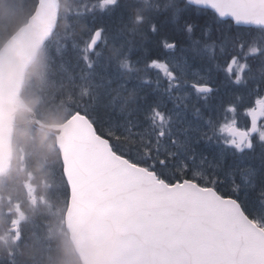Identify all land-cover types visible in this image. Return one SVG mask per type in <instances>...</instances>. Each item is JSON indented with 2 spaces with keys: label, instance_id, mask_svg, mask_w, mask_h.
Returning a JSON list of instances; mask_svg holds the SVG:
<instances>
[{
  "label": "snow or ice",
  "instance_id": "snow-or-ice-1",
  "mask_svg": "<svg viewBox=\"0 0 264 264\" xmlns=\"http://www.w3.org/2000/svg\"><path fill=\"white\" fill-rule=\"evenodd\" d=\"M139 3L88 0L49 41L66 214L100 237L126 218L112 264H264V45L240 31L264 0H164L130 29Z\"/></svg>",
  "mask_w": 264,
  "mask_h": 264
},
{
  "label": "rangeland",
  "instance_id": "rangeland-1",
  "mask_svg": "<svg viewBox=\"0 0 264 264\" xmlns=\"http://www.w3.org/2000/svg\"><path fill=\"white\" fill-rule=\"evenodd\" d=\"M15 1L17 0H6L4 7H1L3 1L0 0V23L4 21L0 33H8V36L5 37L8 39L16 30L11 27L13 20L23 15L24 9H30V13H28L30 17L34 10L33 0H22L19 3ZM159 1L161 4L164 3V0H148V3L145 4L144 0H140L137 5L139 12L137 13L135 9L132 12L133 21L137 15L143 16L146 9ZM66 15L72 16V12L69 10ZM77 25L81 27L82 31L85 30L82 22L79 21ZM144 26V23L131 22L128 24L130 29L136 30H140ZM251 32L253 35L250 39L256 40L251 41V46H255L257 43L264 45V41H258L264 38V33ZM57 40L53 39L52 42ZM3 45L0 46V50ZM51 64L52 59L41 64L45 70L32 73L34 77H37L36 84H32L31 89L34 93L30 96V91L25 95L26 98L29 96V100L31 99L29 104L40 118L50 116L57 109L62 108V104H65L58 99H53L56 89L51 81H47L50 78L51 66H53ZM50 87L51 92L45 89H50ZM41 90L47 91L42 99L37 98V93ZM32 101H38V103L35 105L31 103ZM46 101L48 106L45 105ZM45 107H49L48 111ZM49 109L55 111L50 112ZM67 115L65 114L63 117H67ZM28 119L27 115L21 116L23 122ZM24 132L25 135L18 134L17 136L16 169L3 177L0 184L5 192L4 199L0 202V264H6L10 252L16 254V259L19 258V255H23L27 259V264H76L74 261H70L74 251L67 240L68 234L64 224L66 210L58 192L60 177L57 174L58 157H54V154L58 153L55 137L51 134L37 133L32 126H26ZM249 209L252 211L251 208ZM13 222L20 229V241H17L12 230L14 229ZM67 260L71 263H62ZM17 264L20 263L17 262Z\"/></svg>",
  "mask_w": 264,
  "mask_h": 264
},
{
  "label": "water",
  "instance_id": "water-1",
  "mask_svg": "<svg viewBox=\"0 0 264 264\" xmlns=\"http://www.w3.org/2000/svg\"><path fill=\"white\" fill-rule=\"evenodd\" d=\"M58 12V0H40L29 23L20 28L0 50V174L5 173L12 159V137L16 123V113L25 110L31 121L45 132L55 134L57 146L67 131L66 123L46 124L37 118L36 113L21 101L19 96L28 66L35 59L37 49L50 35L49 22ZM242 19L254 23H264V9L245 13ZM19 103L23 105L19 106ZM17 107V108H16ZM70 240L82 264H112L116 248L118 228L126 218H109L108 230L102 237L74 218L65 216Z\"/></svg>",
  "mask_w": 264,
  "mask_h": 264
},
{
  "label": "trees",
  "instance_id": "trees-1",
  "mask_svg": "<svg viewBox=\"0 0 264 264\" xmlns=\"http://www.w3.org/2000/svg\"><path fill=\"white\" fill-rule=\"evenodd\" d=\"M3 1V4L1 5V7H4V3H6V0H2ZM12 1V0H11ZM34 2L32 3V5H33V7H34V5H35V1L36 0H33ZM15 2H22V0H17V1H15ZM31 5V6H32ZM26 6V5H25ZM24 11V14L23 15H20L19 17H16L14 20H13V24H12V26L11 27H13L14 29H18L19 27H20V25H23L24 23H26L27 22V20H28V18H29V14L28 13H30V9L28 8V9H24L23 10ZM27 13V14H26ZM192 15H195V14H192ZM191 15V16H192ZM213 14L212 13H207L206 15H201V16H199V18H198V20L197 21H207V20H209V18L212 16ZM191 16H190V19H193V18H191ZM193 20H195V19H193ZM3 26L4 25V21L2 22V23H0V26ZM2 26L0 27V29L2 28ZM75 28V25L73 26V28L72 29H74ZM3 29V28H2ZM234 31L236 30L235 28L233 29ZM240 31H242V29H240ZM75 32H76V34L77 35H79L81 32H82V30H81V28L80 29H75ZM8 36V33H6V32H1L0 33V37L2 38L1 40H0V46H2V44H3V42H5V40L7 39V38H5V37H7ZM5 38V39H4ZM250 41H255V40H251L250 39ZM45 50V49H44ZM52 59V57H50L49 59H47L46 60V62L47 61H49V60H51ZM52 65V64H51ZM52 68H51V71H50V73L52 74V70H53V68H54V66H51ZM42 70H45L44 68H42ZM32 72V71H31ZM29 73L28 74V78H27V81H26V84H25V86H24V92H23V95H24V97H25V95H26V93H28V92H30L31 91V89H32V84H36V78L37 77H34L33 75H32V73ZM50 74V78L47 80V81H51V83H52V75ZM47 91H49V92H51V87H50V89H48V88H45ZM46 91V92H47ZM46 92H45V90H41L40 92H38L37 94H38V97L37 98H40V99H42L43 98V95H45L46 94ZM34 93V91L32 90L31 91V93H30V96L32 95ZM29 97V96H28ZM26 98V101L28 102V103H30V101H31V99L29 100V98ZM49 101V100H48ZM31 103H34L35 105L38 103V101H32ZM48 102L46 101V104L45 105H49V104H47ZM30 105V104H29ZM33 105V104H32ZM31 106V105H30ZM65 107H66V104H62V108H59V109H57L56 110V112H54V113H52L50 116H48V117H46V118H42L44 121H47V122H62V121H64V120H66V117H63L65 114H68L67 113V111H66V109H65ZM46 108V110L48 111V108L49 107H45ZM53 111H55L54 109H52ZM52 110H50L49 109V111L50 112H52ZM25 128H18V131H17V133H16V138H17V135L18 134H24L25 132ZM36 132L37 133H40V130H38V129H36ZM25 135V134H24Z\"/></svg>",
  "mask_w": 264,
  "mask_h": 264
},
{
  "label": "bare ground",
  "instance_id": "bare-ground-1",
  "mask_svg": "<svg viewBox=\"0 0 264 264\" xmlns=\"http://www.w3.org/2000/svg\"><path fill=\"white\" fill-rule=\"evenodd\" d=\"M30 1H32V0H30ZM143 13H145L146 14V16H147V12L146 11H144ZM115 15V14H114ZM191 18H193V19H195V20H198V18L199 17H197L196 15H192L191 16ZM111 19H113V17H108V16H106V17H103V20L104 21H109V20H111ZM98 22H99V20H98ZM83 23V25H84V21L82 22ZM85 26V25H84ZM81 27L79 26V25H75V29H80ZM139 28V27H138ZM45 78V77H44ZM49 82V81H48ZM52 237H53V235H52ZM51 241V240H50ZM30 253V252H29ZM33 264V263H32Z\"/></svg>",
  "mask_w": 264,
  "mask_h": 264
},
{
  "label": "flooded vegetation",
  "instance_id": "flooded-vegetation-1",
  "mask_svg": "<svg viewBox=\"0 0 264 264\" xmlns=\"http://www.w3.org/2000/svg\"><path fill=\"white\" fill-rule=\"evenodd\" d=\"M56 247H57V245H56ZM21 260H22V261H21L20 264H27V263H26V260H27V259H26L23 255H21Z\"/></svg>",
  "mask_w": 264,
  "mask_h": 264
}]
</instances>
